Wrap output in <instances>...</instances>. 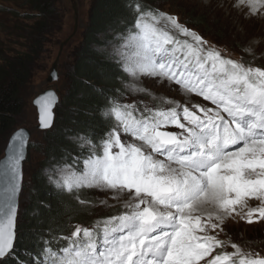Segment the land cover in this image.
<instances>
[{
    "label": "snow or ice",
    "instance_id": "1",
    "mask_svg": "<svg viewBox=\"0 0 264 264\" xmlns=\"http://www.w3.org/2000/svg\"><path fill=\"white\" fill-rule=\"evenodd\" d=\"M232 7L264 15V0H233ZM129 8L135 22L116 49L127 87L148 93L138 81L152 77L207 103L160 97L141 107L107 98L109 129L74 138L81 149L74 164L82 168L65 164L49 180L81 205L92 203L83 189L111 192L123 198V210L91 227L74 225L59 237L65 246L44 240L27 260L17 259L14 245L29 141L18 129L0 159V264H264L259 251L220 238L229 218L264 221V68L226 57L174 15L139 0ZM52 96L37 101L42 128L51 126Z\"/></svg>",
    "mask_w": 264,
    "mask_h": 264
},
{
    "label": "rangeland",
    "instance_id": "2",
    "mask_svg": "<svg viewBox=\"0 0 264 264\" xmlns=\"http://www.w3.org/2000/svg\"><path fill=\"white\" fill-rule=\"evenodd\" d=\"M95 1L49 0L51 15L44 19L38 17L37 12L30 10L27 0H0V58H11L27 52L31 39L41 43V50L37 54L32 76L20 93L23 110L15 119L13 126V131L20 127L31 130L27 159L23 165V182L19 197L17 224L32 202L34 175L42 169L46 181L51 185H56L49 180V174L50 172L56 173L58 168L65 165L57 168L44 166L46 157L44 154L46 148L45 132L33 129L36 125L37 116L32 101L47 88H53L57 92L59 100L65 96L69 85L68 74L71 73L82 47ZM155 6L154 11L178 17L182 24L200 34L226 57L234 60L243 59L253 66L264 68V15L247 17L234 9L229 0H156ZM188 16L199 17L198 21L202 25H193ZM75 17L77 19L76 32L69 43L63 47L59 56V79L56 83L48 85L45 79L58 55L60 44L73 32ZM42 21H45V31L47 32L40 38L32 34L31 27L33 23L39 22L41 24ZM127 32L124 35H118L110 31L111 38L106 40V46H95L94 49L99 52H107L111 62L120 66L116 59V49L121 45L122 38ZM99 37L102 38V36ZM120 69L122 70L121 66ZM125 76V80L120 83L123 95L119 98L122 103L142 101L143 103L140 105L142 107L143 104L153 105L157 103L160 97H170L181 103H187L189 106L192 103H207L195 95L186 96L182 94L176 85H169L166 81L160 82L152 77H141L138 81L139 86L147 89L148 93L132 91L127 87L131 78L126 73ZM8 138L0 135V157L3 155ZM73 141L78 144L75 139ZM67 165L81 168L83 166L82 163L76 165L74 162L67 163ZM83 190L84 194L81 198L90 200L92 203L81 205L77 196L73 197L79 206L87 209L83 218L84 223L80 225L91 227L123 210V198L117 201L112 199L111 192L95 188ZM101 201H106V203H101ZM258 203L255 200L249 201L250 206H256ZM74 225L76 224H70L72 230ZM223 227L224 232L220 235L221 239L230 238L232 242L257 250L264 255V221L248 224L239 217L236 219L229 218ZM226 250L232 251L230 245Z\"/></svg>",
    "mask_w": 264,
    "mask_h": 264
},
{
    "label": "trees",
    "instance_id": "3",
    "mask_svg": "<svg viewBox=\"0 0 264 264\" xmlns=\"http://www.w3.org/2000/svg\"><path fill=\"white\" fill-rule=\"evenodd\" d=\"M49 0H27L31 11L46 19L51 15ZM144 9L155 10L156 0H139ZM130 0H96L91 9L89 25L76 57L74 67L68 74L69 85L54 113L53 127L45 132V162L48 168H57L74 162L81 149L73 141L79 132L91 131L97 137L103 135L110 125L103 117L107 98L122 96L120 85L126 78L118 64L111 62L107 52H99L95 46L105 47L111 38L109 32L124 35L135 22V13L129 8ZM193 25L200 26L199 17L188 16ZM33 23L32 34L42 38L45 21ZM199 23V24H198ZM99 36H102L100 38ZM27 52L11 58H0V135L12 133L15 119L21 114L23 104L21 91L29 82L41 43L31 39ZM120 99V98H119ZM45 166V167H46ZM32 202L16 223L15 251L17 259L27 260L39 250L44 240L59 248L67 244L61 236L70 235V224L84 223L87 209L74 200L75 193L63 191L49 184L42 169L33 177ZM84 194L81 190L80 196ZM7 264H16L8 259Z\"/></svg>",
    "mask_w": 264,
    "mask_h": 264
},
{
    "label": "water",
    "instance_id": "4",
    "mask_svg": "<svg viewBox=\"0 0 264 264\" xmlns=\"http://www.w3.org/2000/svg\"><path fill=\"white\" fill-rule=\"evenodd\" d=\"M74 14L76 15V11L74 10ZM76 27H77V19L76 17L74 18V28H73V32L71 33V35L69 37H67V39H65V41H63L60 46H59V51H58V55L57 57L55 58L54 62L52 63L51 65V68H50V71L45 79L46 83L48 85H52L54 83H56L59 79V73H58V60H59V56L61 54V50L63 49V47H65L69 41L73 38L75 32H76ZM47 93H52L53 96L50 97V100L52 101L51 103V108H50V116H51V126L48 127V128H42L40 126V115H41V105L37 103L38 100H40L41 97L45 96ZM59 102V96L57 94V92L53 89V88H47V89H44L42 92H40L32 101V106L33 108L35 109V112H36V125L33 127V129L35 130H38V131H41V132H46L48 130H50L53 126V122H54V111H55V108L57 106ZM18 129H24L26 130V132L29 134V140L31 138V130H29L28 128L26 127H20ZM18 129H15L9 136L8 140H7V143L5 145V148L3 150V155L0 157V159H3L4 156H5V152H6V148H7V145L9 143V140L11 138V136L18 130ZM28 144H29V141H28ZM27 152H28V145H27V148H26V156H25V160L23 161V165L27 159ZM21 191H22V187H21ZM21 191L18 195V204H19V197H20V194H21ZM17 219V218H16ZM15 243V242H14Z\"/></svg>",
    "mask_w": 264,
    "mask_h": 264
},
{
    "label": "bare ground",
    "instance_id": "5",
    "mask_svg": "<svg viewBox=\"0 0 264 264\" xmlns=\"http://www.w3.org/2000/svg\"><path fill=\"white\" fill-rule=\"evenodd\" d=\"M211 1H213V0H211ZM221 1H227V0H221ZM229 2L230 3H233V0H229ZM220 4V3H219ZM147 78H149V77H147Z\"/></svg>",
    "mask_w": 264,
    "mask_h": 264
}]
</instances>
